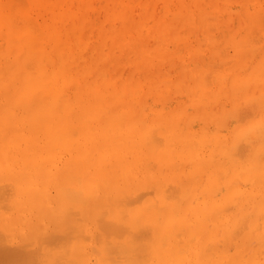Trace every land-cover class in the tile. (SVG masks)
<instances>
[{
    "label": "bare ground",
    "instance_id": "obj_1",
    "mask_svg": "<svg viewBox=\"0 0 264 264\" xmlns=\"http://www.w3.org/2000/svg\"><path fill=\"white\" fill-rule=\"evenodd\" d=\"M42 1L28 0L29 7L22 10L26 15L19 16L25 27H20L19 19V26L10 27L14 24L9 23L14 22L11 11H5L11 14L9 18L5 13L0 17V147L4 141L10 147L4 157L11 170L4 178L12 177L6 180L9 184L0 183V208H6L3 215L0 211L4 217L0 221V264H264V115L258 113L250 123L241 121L245 115L241 118L237 107L242 103L237 105L238 98L232 96L250 99V105L259 97L263 100L264 70L246 71L257 78L252 87L248 76L236 75L238 66L235 71H220L226 63L219 58L223 65L219 62L217 73L214 67L218 65L211 66L216 86L208 82L212 90L204 92L206 84L198 83L207 73L197 77L180 66L176 77L194 76L186 94L190 95L170 106L166 90L141 114L136 110L138 103L133 104L138 94L129 82H110L114 90L102 87L106 82L98 84L96 71L104 63L102 58L74 59L64 40V34L72 30L64 27V6L52 18L58 27L54 21L38 19ZM118 1L107 15L110 22L118 20L120 25L110 30L96 17V22L85 24L88 4L81 7L74 0L64 5L79 19L82 34L112 38L118 31L115 46L122 47L124 42L138 50L141 81L148 87L145 69L155 57L146 56L151 49L145 39L152 34L137 29L124 11L125 0ZM216 7L214 11L224 13ZM198 14H193V22ZM193 22L191 28L197 27ZM161 30L156 31L158 41L169 31L174 35L171 27L165 35ZM78 44L84 48L81 41ZM210 47L214 50L213 43ZM181 49L194 51L195 61L200 47L187 42ZM241 53L237 57L244 60L247 54ZM243 65L238 68L244 70ZM259 67L264 69V63ZM153 74L162 77L158 69ZM261 80L263 86L258 85ZM169 82L171 88L175 79ZM255 88L260 95H255ZM230 99L233 105L227 107ZM215 102L227 110H218ZM260 103L264 105L257 101L252 109L258 110ZM112 148L117 154L109 153ZM151 158L160 165L158 171L156 164L150 166ZM118 163L129 173L125 184H115ZM186 164L195 167L185 173L186 185L178 182L170 193L173 188H165V179L176 178ZM148 182L157 185L156 194L146 200L145 192L135 195ZM119 189L125 196L118 195ZM21 205L23 210L18 213ZM33 213L49 222L47 227L51 222L57 226L45 232L42 240L38 235L35 242L26 243L17 231L23 217Z\"/></svg>",
    "mask_w": 264,
    "mask_h": 264
},
{
    "label": "rangeland",
    "instance_id": "obj_2",
    "mask_svg": "<svg viewBox=\"0 0 264 264\" xmlns=\"http://www.w3.org/2000/svg\"><path fill=\"white\" fill-rule=\"evenodd\" d=\"M1 1L3 2L1 3ZM1 1H0V17L1 15H4V13L6 14L5 11H7V13L11 11L12 12V13L10 12L12 14L11 18L14 16V18L16 19L12 18L14 22L10 21L9 23H14V24L13 26H10V27L15 28V26L21 25L23 22H22V19L20 18H23V17H19V16L20 14H22L23 16L26 15L22 10L27 9L29 7L28 0L26 1L25 0H21V1L20 0H16V1L15 0H1ZM45 1L51 4H43ZM60 1L62 0H43L42 4H40L43 10L40 11L41 15L38 16V19H41V20L45 19L44 21L45 22L48 21L49 23L54 21V23L58 27L57 22H55V19L53 20L52 18L56 15V13L58 12V9L64 6L63 7L65 8L64 12H67L63 16L64 17V20H63L64 27L66 26L67 28L72 29L67 34H64V40H65V44L69 46V49L72 52V55L74 56V59L86 60L88 57H91L93 59H97L98 57L102 58V62L104 63L99 64L98 62L99 65L96 71L97 76L98 77L100 76L98 84L103 85V83L106 82L105 85H103L102 87L109 89V87L111 86L109 85V83L110 82L117 83L118 79L123 80L124 82H129V86L133 88L132 89L133 92H136V94H138V98H136L138 102H133V104L134 106H137V103H138L136 110L141 114L142 113L145 114L149 106H152L154 103L157 102V98L155 97L157 96V94L160 95L166 90H168L167 95L169 96V98H171L169 101L170 106L176 105L180 100L190 95V94L188 95L186 94L190 93L188 91H190V87L192 85L194 76L176 77L177 69L180 66H185L186 69L192 70L197 77L198 75L201 76L207 73V75L205 74L207 78L201 76V80L198 83V85L202 83L206 84L204 86H205V90L207 89V91H204V92H209L210 90H212V89H209L208 87L211 88L212 86V88H215L216 82H217V77L215 75L217 73L216 69H219V65L221 66L222 63L223 64L226 63V65L222 64L223 67L221 66L219 70L221 71V69L224 68L223 70L225 72L228 70L230 71V70L236 69L235 67L237 66L239 67L240 64L242 66L245 63L246 64L245 67L243 65L244 70L243 69L240 70L239 69L240 67L239 68L237 67L236 70L238 71L240 70V71L239 72L235 70L233 71L237 72L236 75L239 73L241 77L248 76V79L251 83L250 86L252 87H255L257 85L256 84L257 78H255L256 79L255 80L252 73L255 71L256 68H259L258 69L259 72L264 70L263 68L259 67V65L261 66L262 63H264V0H259V2H257L256 4H253V2L251 3L250 0H228L227 2L226 0L225 2L224 0H198V1L197 0H125V3L127 4V6L124 8V11L126 15L129 17V20L134 24V26L137 29H139L140 31H143L144 34H147V33L152 34V35H149L145 39L146 42L148 43V48L151 49V52L146 54V56L155 57V60L152 64L150 60H148L147 68L145 69V74H147L146 81H147L148 87L145 84H143V82L141 81V67H140L141 60L139 58L140 54L138 50L136 51L133 48V46L125 45L124 42L121 43L122 47L115 46L116 44L114 43V40L115 38H118L120 36L118 31L117 33L115 32L113 34L112 38L111 37L105 38L100 33L93 34V32L90 34L84 32L82 34L81 31H79V25H78L79 19L75 17V13H73L71 10H68L69 6L66 7L64 5L66 4L67 1L63 0L64 4H62ZM68 1L69 2H67V4H70V2H74V0L73 1L68 0ZM78 2H79L78 4H80L81 7L85 4H88L89 13L85 19V24H91L92 22H96V18H97L98 20L97 22L101 23V25H104V27L108 30H110L111 28L118 27L120 25L118 20H115V22L113 23L110 22L108 15H107L109 9L115 7L117 2H119L118 0H78ZM23 4H24V7H23ZM7 6L10 7L9 9L7 8L8 10L6 9ZM76 6L78 8V5ZM214 7L216 8L219 7L221 8L220 10L223 9L224 13L226 14H224L222 11L220 12L223 14H219L220 12L218 13L213 10ZM14 8L15 10H13ZM20 8H22L21 9L22 13L20 11ZM196 12H199L200 14H198V20H195L196 22L195 21L193 22L192 21L193 14ZM17 13L19 14L18 18H17ZM7 15L8 14H6V16ZM10 15H8L5 18H9ZM10 19H7V21ZM18 19H19V22L21 20L19 25L16 24ZM25 22L26 21L24 20V23ZM28 22H26V24ZM192 22L196 23V25L194 24V27L195 26L197 27L191 28L190 24L193 27ZM25 26L26 25L24 24V26L21 25L20 27L22 28ZM169 27H171L174 31L173 36L170 35V31L169 33H166V35L164 33L168 31ZM160 29H162L161 32L163 31L162 34H164L166 37H161V38L159 37V41H158L156 39V36H157L156 31ZM192 29H194L195 32H192L193 39L191 38V40L189 41L188 35ZM40 35L43 37L46 36L44 32H41ZM79 41H81L84 48L79 47V44H78ZM198 41H199V44H197ZM187 42L193 43V46L198 45V47H200L196 55V60H195L196 62L194 61L192 57V54H194V51H191L189 53L188 51H183L181 49L183 48V44ZM0 43H1L0 46H3L2 40H0ZM211 43L214 44V50H212L210 47ZM88 44H90V46ZM236 48H238V52H235L237 51ZM210 50L213 51L211 55V59L209 55L211 52ZM241 52H245L247 54V57L244 60L240 58V56L237 57V54ZM220 56L221 57L223 56L224 58L223 57L221 58ZM190 57H192V59H190ZM165 58H166V61H164ZM219 58L221 61L224 60L225 62L222 61L221 63ZM200 59L204 60V62H200L199 61ZM194 62L196 64H194ZM219 62L221 64H219ZM214 63H216V65L219 64L217 68L214 67L216 66ZM115 64L116 65L118 64V67H115ZM212 65H214L213 67L215 68L216 73H214L215 70L214 68L211 67ZM196 68L198 71L196 70ZM250 68H251V71L253 72L250 71L251 74H248L247 72L250 70ZM157 69L160 71V75L162 77L155 76L153 74ZM210 69H213V72ZM103 71L106 73V74L104 73V76L107 75L106 76L107 78L105 79V81L102 80ZM245 72L248 75H246ZM244 73H245V76H244ZM253 74H255V72ZM208 75H211L210 76L211 79L210 77H208ZM250 76H253V77H250ZM204 78L208 80L206 81V83L203 82ZM252 78L255 81L252 80ZM170 79L172 80L175 79V83L171 88L170 87L168 88V85H170L172 82V81L169 82ZM208 82H210L212 85L211 86L208 85L210 84ZM259 83H258L259 86H263L262 80ZM143 86L146 88H144ZM178 86L180 88H178ZM250 86H249V89H250ZM150 87L151 89H148ZM113 88L115 89L114 86L113 87L111 86V90H114ZM179 90L181 92L183 91L182 95L181 93H179ZM199 90H200L199 91L200 93L202 92L201 90H203V88H200ZM257 90H256L257 93H255V95H257L258 92H259L258 95H260L261 91L260 90L257 91ZM203 95L204 94H202L201 96L204 98ZM239 95L242 96L243 92H241ZM232 96L234 97V99L238 98L237 99L239 100L238 102L237 100H235L236 103H238L237 105L239 106L242 105L243 107V103H244V107H243L244 109L242 107L240 108L237 107L239 109L237 113L238 114H240V112L242 113V115L240 114L241 115L240 117L242 118V116L244 115L247 116L248 114H249L248 116H250V117L247 116L246 120H244L245 119L244 118L245 116H244L243 119H241V121H244V122L248 121V123H250V121L258 113H261L262 115H264V109H261L262 108L261 106H264L263 104L261 103L259 104L260 107L258 106L259 107L257 108L258 110L252 109V108H255L256 106L255 104L257 103V101L264 103L263 101L264 97H263V100L260 97L259 99H256L257 100L256 102L254 100L253 102L254 104L252 103L253 100H251L252 104L250 105V101H249L250 99H246V98L241 99L239 96H236V95L234 96L233 94ZM140 99H142V103L140 102ZM136 100L134 99V101ZM196 100H198V97L196 98ZM172 102H175V103H172ZM232 102L235 104V102L233 101V98H232ZM232 102L230 99V101L224 104L227 107L229 106L231 107V105H233L231 104ZM215 104L217 105L216 102ZM225 105L223 106L224 108L226 107ZM168 107L169 106H167V108ZM223 107H219L217 105L216 108L218 110H221ZM226 108L223 110L224 111L227 110ZM241 108L243 109V111ZM124 120H125L124 118H121V121L126 123V120L125 121ZM1 137L3 136L1 135L0 138ZM3 143H2V147H0V161H3V162H0V183L1 185H3L4 183L9 184L7 181L10 180V178H12V177H8L9 179H7V177L4 178L7 172L11 170L9 168V166L11 167V164L7 160V157L6 158L4 157L7 155L6 152L10 150V147L7 145L5 141ZM3 145H7V146H3ZM109 153L112 155L114 153L117 154L115 148H112L109 151ZM116 158H118L119 160H124V157L122 156L120 157L117 156ZM134 158L135 157H133L131 160L133 161ZM95 161L96 159L93 156L92 158L93 165L95 164ZM150 162L152 163V165L150 164V166H154V164H156L157 167L155 168H156V171H158L160 165L155 163L156 159L151 158ZM110 166H112L111 163H110ZM117 167L120 169L122 168L123 172L121 170H119L118 172ZM174 167H175V164H172L171 169H173ZM116 168H117V172H116L115 184L117 181L120 183L124 182V184L128 182L129 173L125 170V168L123 169V167L119 163L118 165L116 164L115 170ZM194 168L195 167L191 166V164H186L183 168V171L179 175H177L176 178L165 179V182L168 183V184L165 183V188H167L168 190L170 189V187L173 188V186L176 188L174 184H177L178 182L182 185H186L187 178L185 176V173H190L191 169H194ZM120 172L124 173V177L122 174H120ZM119 176H121V179L119 178ZM181 176H182V179L181 180L178 179V177L181 178ZM2 182L4 183L2 184ZM143 186L141 187L142 189L139 188L140 190L136 189V191H134V193L136 192L135 195H139V194L142 195V193L145 192L144 199L146 200V199L152 198L153 195L156 194L157 185L154 182L152 183L148 182L147 184H144ZM125 189L126 187L123 186L122 190H125ZM169 191L170 193H172L174 191V188L173 190H169ZM120 193H123V192H120V189H119L118 195ZM191 193L192 191L190 190L189 194ZM121 196H125V195H121ZM22 208H23V205H21L18 213L21 210H23ZM5 209L6 208H3L1 210L0 208L1 213L5 211ZM22 212L26 214L25 211H22ZM2 215L0 217V221L4 220V217ZM239 218L240 216L238 217V219ZM47 224H49V222L42 219L40 215L33 213V214L28 215V218L23 217V219L21 220V225L19 227V230L17 231V234L19 235L20 238L25 239L26 243L27 242L30 243V241H34L35 239L34 237L38 235H41V240H42L44 238L45 232L51 231L57 226L56 224L52 222L50 223L49 227L46 226ZM51 224L53 226H51ZM30 229L36 230L35 233H33V231H29ZM22 233H24L25 238H23Z\"/></svg>",
    "mask_w": 264,
    "mask_h": 264
}]
</instances>
